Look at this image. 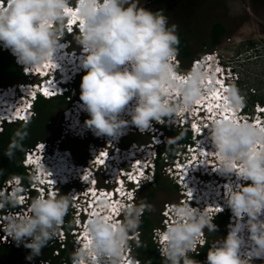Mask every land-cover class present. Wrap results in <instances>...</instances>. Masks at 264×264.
<instances>
[{"label":"clouds","instance_id":"9594fccd","mask_svg":"<svg viewBox=\"0 0 264 264\" xmlns=\"http://www.w3.org/2000/svg\"><path fill=\"white\" fill-rule=\"evenodd\" d=\"M69 36L75 37L78 49ZM179 43L177 25L170 24L162 11L141 6V0H0V46L14 57L27 79L0 87V132L6 123L29 122L39 96L68 94L71 104L63 112V137L99 141H90L87 149V158L91 149L96 150L87 168L90 181L83 179L81 171L73 172L71 151L60 149L62 140L58 139V146L38 142L30 149L40 158L36 164L37 158L26 152L23 165L36 196L31 198L18 177L0 191V215L8 210L19 212L20 203L29 202L24 214L7 215L3 224V231L17 246L23 244L30 250L26 260L39 256L60 233L62 244L69 237L74 239L69 264H140L129 243L134 244L139 235L130 234L138 230L142 213L150 206L136 204L137 194L155 181L159 150L166 142L162 126H167L190 131L193 143L163 167L182 195L179 203L166 204L162 225L153 231L163 264H201L191 253L206 245L208 232L216 231L212 221L228 211L227 235L211 242L204 264H264V123L253 122L258 116L264 120L259 110L264 105L245 111V97L236 87L239 71L222 63L218 54L206 52L194 60L202 65L207 62L205 72L221 74L227 87L222 90L221 105L214 101L212 119L204 126L201 118L208 113L207 107L198 102L213 89L205 84L208 76L200 67L177 75L183 71ZM60 54L66 60H60ZM57 65L65 70L61 71L64 77ZM80 74L85 75L76 98L74 83ZM57 84L66 91L57 93ZM10 108L14 114L7 112ZM230 112L235 119L227 116ZM195 118L202 125L199 134L190 123ZM26 127L14 131L4 153L9 159L23 151ZM135 133L147 135L149 142L129 141ZM192 146L197 149L190 156ZM205 149L211 167H192V159H201ZM56 153L66 157L67 171L54 175ZM178 161L184 163L182 177L186 179L176 175ZM99 175L106 186L98 187ZM212 187L221 193L216 196ZM63 188L68 195H59ZM108 190L122 194L123 199L111 219L94 214L100 211L96 194L108 195ZM206 192L212 196L205 197ZM72 193L77 195L79 210ZM111 206L101 203L104 209ZM69 208L75 226L68 236L62 225Z\"/></svg>","mask_w":264,"mask_h":264},{"label":"trees","instance_id":"16d2710c","mask_svg":"<svg viewBox=\"0 0 264 264\" xmlns=\"http://www.w3.org/2000/svg\"><path fill=\"white\" fill-rule=\"evenodd\" d=\"M160 11L167 12L171 19L169 23H175L177 25V35L179 36L178 54L181 59L186 61L187 68L192 60L203 56H197L189 42V27L192 28L193 23H197L200 19L199 13L202 11V0H154ZM196 20V21H195ZM228 35L226 26L221 21H215L211 25L209 31L210 47L218 46L222 40ZM249 47H254V42L249 41ZM211 50V49H210ZM178 55V56H179ZM85 74L77 76L74 86L76 89H80L82 77ZM24 79V80H23ZM26 77L23 74L21 67L18 66L14 57L7 51L3 50L0 46V87H5L19 82H25ZM81 90V89H80ZM70 95L46 98L39 96L35 102V116L27 123L15 122L4 124L3 130L0 132V191L6 189L7 181L12 178L18 177L21 180L22 185L27 188L26 190L31 194V198L37 195L35 190L30 188L31 177L28 172V168L23 165L26 152L34 147L38 142H46L51 133V118L53 111L56 107L65 105V108L70 106ZM256 101V102H255ZM264 105V98H259L257 101L252 99V104ZM245 111H249V106L245 104ZM26 125V131L28 133L26 139L23 141V151H17L12 159H9L4 155L5 150L13 136L14 131L17 128H21ZM164 131L168 130L167 126H162ZM173 133L166 134V142L159 150V156L157 158V171L155 174V184L150 190V195L146 196L143 200V204L149 206L151 196L156 191L157 187H162V173H164L165 166L164 161H172L177 156L179 151L185 149L186 144H192L191 132L182 128H172ZM61 136V129L54 133L55 138ZM164 153V154H163ZM165 162V163H166ZM151 184V183H149ZM148 185V184H147ZM4 186V187H3ZM146 186V185H145ZM174 187L178 188V185L174 183ZM62 190H68L63 188L59 195H63ZM70 208L64 218V224L62 228L65 229L69 236V230L72 228V211ZM230 211L225 214H220L212 221L215 224L216 230L225 227L229 224ZM141 224L138 228V240L134 242V257L140 260V264H163L164 258L160 256L157 251V245L154 243L153 230L156 228L153 224L149 210H145L141 216ZM227 228V227H226ZM209 233V232H208ZM225 237V236H224ZM70 238V237H69ZM65 244L68 248H72V244L69 241L65 243H58L56 239L52 240L48 246L41 250L39 256L33 257L31 260H26L30 250L26 249L23 244L16 245V242L12 243L0 242V264H24L26 261H34L37 263L48 264H69L68 250L65 249ZM61 245H64L61 247ZM211 245V240L208 239L205 246L201 247L198 252L191 253L192 258L202 262L206 259L207 250ZM57 251V254L54 253Z\"/></svg>","mask_w":264,"mask_h":264},{"label":"rangeland","instance_id":"374dc122","mask_svg":"<svg viewBox=\"0 0 264 264\" xmlns=\"http://www.w3.org/2000/svg\"><path fill=\"white\" fill-rule=\"evenodd\" d=\"M202 1V11L199 13L200 19L197 23H193L194 26L192 28H188L190 32V34L188 35L189 42L197 56H201L206 51L214 53L213 55H215L216 53L220 56V60L222 63L228 62L233 68H235V70L239 71L240 82L236 85V87L245 97V103L249 106V111H252L253 107L256 105L253 104L251 106L252 99L255 98L257 101H259V98H264V0ZM141 6L153 12L160 11L154 0H141ZM164 14L168 17V20L171 19L167 12H165ZM215 21H221L226 26L228 35L218 46L210 47L209 31L211 25ZM69 37L73 42V48L78 49L80 45L76 42L75 37ZM249 41L254 42V47H249ZM179 58L182 63L181 69L185 70L187 68L186 61L181 59L180 55ZM215 63L216 61H214L213 63L211 62L210 66L213 67ZM80 91V89L77 90L76 98L80 97ZM64 109H66L65 105L58 106L54 109L51 118V133L46 142L48 143V145L49 143L52 145H56L58 139L62 140V143H60V149H69L75 162L85 163L87 158V149L88 146H90L89 142L93 141L95 144H97L99 143V141L94 139V137H92L90 141H84L82 139L73 138L71 136H66L64 138V129L62 125V122L66 118L63 113ZM60 129L61 136L59 138H55L54 133ZM171 133H173L172 128L166 130V134L169 135ZM130 137V139L128 138L129 141L135 140L137 142L143 143L149 142V137L147 135L135 133ZM128 142L126 140L125 143L128 144ZM174 158L169 162L173 163ZM165 162L166 161H164V164H166ZM168 177H170V175L168 176L166 173H162V187H157L156 191L151 196L149 213L152 218L153 224L156 227L153 231H156L157 228L162 225V220L164 217L162 212L164 211L166 204L179 203L180 197L182 196L178 188L174 187V181H172V179ZM102 178L103 177L99 175L98 187H101V185L106 186V184L103 183ZM75 185L77 187L79 186L78 189L81 188V185L79 183H75ZM154 186L155 184L151 183L142 187V189L138 191L136 200L137 204L143 203L144 198L150 195V190ZM61 193L63 195H68L67 190H65V193L64 190H62ZM141 221L142 219L140 218V224ZM76 225L80 226L79 224ZM225 225L226 224H224L222 228L217 229L214 233H208V239H210L212 242L216 239H222L224 236H226V227L228 225L226 227ZM71 226L73 228L75 224L74 226L73 224ZM137 233L138 231L130 235H134ZM154 234L155 232L153 233V235ZM8 239L9 241H13L11 237ZM55 239L58 243L63 242V236L60 233ZM67 241L72 244V248L70 249L68 248V245L65 244V249L68 250L69 256V254L76 246L73 245V237L68 238ZM129 243L133 245V241ZM154 243L157 245V242H155V240ZM63 246L64 245H61V247ZM54 253L57 254V251H54ZM205 260L206 259H204L201 264H204ZM24 264L47 263L26 261L24 262ZM254 264L261 263L256 261L254 262Z\"/></svg>","mask_w":264,"mask_h":264},{"label":"bare ground","instance_id":"6f19581e","mask_svg":"<svg viewBox=\"0 0 264 264\" xmlns=\"http://www.w3.org/2000/svg\"><path fill=\"white\" fill-rule=\"evenodd\" d=\"M58 52V51H57ZM58 57H60L59 55H58ZM62 59H64L65 57H61ZM76 62H78V61H76ZM198 61L197 60H192V62L190 63V65H189V67L188 68H186L185 70H183L182 72H181V74H186V73H188L189 71H191L194 67H198ZM222 93H212L211 95H209V97L208 98H203L201 101H199L200 103H203L204 101H206V100H208V101H210V102H214V101H216L217 103H219L220 105H221V102H222V99H223V95H221ZM63 96V95H62ZM58 97V96H57ZM16 108H18V107H16ZM12 109V110H11ZM19 109V108H18ZM7 112L9 113V114H14V113H12V112H14V109L13 108H10V109H7ZM15 112H17V111H15ZM228 117H231V116H229V115H227ZM231 118H234V117H231ZM235 119V118H234ZM62 126V125H61ZM64 133V132H63ZM61 139V138H60ZM43 142V141H42ZM59 145V144H58ZM56 146H57V144H56ZM164 154V153H163ZM204 155H205V152H204ZM59 157H57L54 161H53V163H54V167H53V169H54V172H53V174L54 175H57V174H62V172H65V171H67V167H66V165H67V159H66V157H62L61 156V154L60 155H58ZM206 156V155H205ZM39 160H40V158H37L36 159V162H35V164L36 163H38L39 162ZM217 170V172L219 173V174H221V175H224L225 177H231L230 176V174H225V173H221L218 169H216ZM59 172V173H58ZM82 172V177H83V179H86V180H89L90 181V178H89V172H88V170L87 171H85L86 173H83V171H81ZM169 178V177H168ZM228 184H229V182H228ZM4 187V186H3ZM78 188H79V186H78ZM1 189V188H0ZM27 189V188H26ZM212 190H214V192H215V194H216V196H218L221 192H220V190H218V188L217 187H212ZM194 191L196 192V189H194ZM92 193H94V191L92 192ZM193 194V193H192ZM97 195V198H96V203L97 204H99V208L101 209V211H99V213L97 212V211H95L94 212V214H102V215H106V216H108L110 219H111V215L109 214V213H107V211H105L104 212V210H102L103 208L101 207V203L102 202H104V201H107L109 204H111L112 206L110 207V209H114V202L112 201V200H110L109 198H110V196H108L106 193H100L99 195H98V193L96 194ZM203 195V194H202ZM204 196L205 197H207V198H209L210 196H212V193L211 192H206V193H204ZM93 203V202H92ZM136 204H137V202H136ZM92 208H95L94 207V205L92 206ZM96 209L98 210V208L96 207ZM216 208H210V209H208V211L209 210H215ZM71 212V211H70ZM85 238H86V234H85ZM83 240V238H81V241ZM4 243V242H3ZM13 243V242H12ZM41 263V262H40ZM49 263V262H48Z\"/></svg>","mask_w":264,"mask_h":264},{"label":"built area","instance_id":"2783aa9c","mask_svg":"<svg viewBox=\"0 0 264 264\" xmlns=\"http://www.w3.org/2000/svg\"><path fill=\"white\" fill-rule=\"evenodd\" d=\"M65 151H66V153L69 152L68 149H66ZM90 151H91V155H94V152L96 150L95 149H91ZM29 152L31 153V156L33 158H37L38 153H37V151L35 149L34 150H29ZM56 155H57V153H56ZM91 155L88 156V158L86 159L85 163H77V162L74 161L75 165L71 166V169L73 170V172H75V171H78V172L83 171L85 173V171H87L88 165L91 162H93V160L90 159ZM57 157H59V156L57 155ZM73 167H76V168H73ZM70 196L72 197V201H73V204L75 206V209L79 210L80 209L79 202L75 203L76 202L75 199H76L77 195L75 193L74 194L72 193ZM7 215H19V212L15 211V210H12V211L8 210L3 215H0V241L6 242V243H12L13 241H9L8 238H10V237H8L7 234L3 231V224L5 223V218H6ZM74 215L76 217H79V212L76 211Z\"/></svg>","mask_w":264,"mask_h":264},{"label":"snow or ice","instance_id":"6c2138e0","mask_svg":"<svg viewBox=\"0 0 264 264\" xmlns=\"http://www.w3.org/2000/svg\"><path fill=\"white\" fill-rule=\"evenodd\" d=\"M48 93H47V91H45V95H47Z\"/></svg>","mask_w":264,"mask_h":264}]
</instances>
